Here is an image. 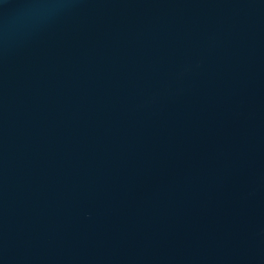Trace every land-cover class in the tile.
I'll return each mask as SVG.
<instances>
[{
    "label": "water",
    "instance_id": "water-1",
    "mask_svg": "<svg viewBox=\"0 0 264 264\" xmlns=\"http://www.w3.org/2000/svg\"><path fill=\"white\" fill-rule=\"evenodd\" d=\"M0 264H264V0H0Z\"/></svg>",
    "mask_w": 264,
    "mask_h": 264
}]
</instances>
